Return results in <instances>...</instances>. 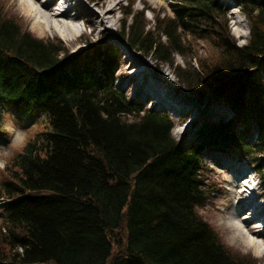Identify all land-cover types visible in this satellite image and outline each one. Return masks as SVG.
I'll use <instances>...</instances> for the list:
<instances>
[{
    "label": "trees",
    "instance_id": "1",
    "mask_svg": "<svg viewBox=\"0 0 264 264\" xmlns=\"http://www.w3.org/2000/svg\"><path fill=\"white\" fill-rule=\"evenodd\" d=\"M219 1L175 0V15L155 14L154 29L145 10L126 9L134 19L121 31L171 64L185 53L184 32L202 46L199 79L187 85L211 90L231 117L204 122L196 144L173 136L166 112L127 99L116 49L72 53L0 11V121L6 109L47 116L0 187V264H251L198 212L205 147L236 151L264 179V0H238L251 21L241 45Z\"/></svg>",
    "mask_w": 264,
    "mask_h": 264
},
{
    "label": "rangeland",
    "instance_id": "2",
    "mask_svg": "<svg viewBox=\"0 0 264 264\" xmlns=\"http://www.w3.org/2000/svg\"><path fill=\"white\" fill-rule=\"evenodd\" d=\"M77 1L82 4L80 10H84L85 2L99 13L112 4L115 11L107 15L110 25L103 26L97 22V27L94 28L87 24L82 30L84 35L76 32L70 37H68V32L58 33L47 27L46 35H40L34 24L35 17H31L21 6L22 0H0V11L7 18H14L22 29L30 31L45 41L63 43L66 50L70 52H83L84 56L90 54L95 46L116 49L121 57L120 67L114 77L117 87L124 91L132 104H142L147 109L166 112L175 125L173 135L186 144L189 142L196 144L200 141L198 130L204 122L219 120L221 117L225 119L231 117L230 111L221 104L222 102L215 99L211 90L202 94L200 90H193L187 85L186 80L199 79L197 54H202L204 51L202 46H198L199 42H196L190 34L183 33V44H186L187 48L183 54L174 53L173 64L163 62L155 54L147 55L143 51L134 49L121 34L124 22L130 25L134 19L133 14L127 15L126 9H132L134 12L145 10V18L148 21L146 27L154 29L155 14L171 17L175 15L172 10V2L175 0H74L73 2ZM219 2L226 11L229 21L228 29L237 44L249 42L251 21L239 6V1L220 0ZM38 19H41L40 15ZM82 20H87V17L82 16L77 22L80 27L85 24L81 22ZM95 67L100 70L99 64H95ZM256 70L257 74H261L264 82V67H257ZM46 124L44 115L39 114L25 121L18 112L6 109L0 121V187L5 180L10 178L13 158L40 130L46 129ZM202 157L204 167H201V172L205 173L207 199L203 207L198 208L199 214L218 232L223 245L231 251L234 257L244 258L251 264H263L264 257L257 256L252 247L245 245L242 238L236 234L235 226L232 224L235 219L231 218L238 210L236 209L238 202L234 203L235 197L233 196L236 192H231V183L238 188L239 180L237 182L235 180L242 171L246 172L243 177L248 176L244 180L246 183L254 182L257 185V193L253 195L252 206L256 202L264 204V199L258 196L261 190L260 183L258 184L260 177L253 173L257 165L252 162L245 163L237 154L222 153L213 148H207ZM259 165L264 168V161ZM241 184L244 182L242 181ZM215 188L217 191L212 197L211 192ZM251 194V192L248 193L249 196H252ZM229 205L233 206L231 210L228 209ZM237 215L239 216V213ZM4 217L0 205V227ZM239 219H241L240 216Z\"/></svg>",
    "mask_w": 264,
    "mask_h": 264
},
{
    "label": "bare ground",
    "instance_id": "3",
    "mask_svg": "<svg viewBox=\"0 0 264 264\" xmlns=\"http://www.w3.org/2000/svg\"><path fill=\"white\" fill-rule=\"evenodd\" d=\"M58 1L59 0H22L21 6L25 8V11L28 12L31 17H35L34 24L40 35H46L48 28H51L53 31L58 33L63 32V34H65V32H68V37L71 35L74 36L76 32L81 33L82 31H79V27L76 23L80 21L82 16H86L87 23L94 26V28L97 27V22L103 26H109L110 21L107 15L115 11V7L111 4L110 6L108 5L105 11H101L99 13L84 2L83 11L86 13L84 14V12L80 10L82 5L81 2L77 1L76 3H70L71 6L63 10L56 7ZM76 7L77 11L73 12L72 10H75ZM38 15H40L41 19L37 20ZM80 33L79 35H84V32ZM245 173V171L240 172L238 177H243ZM233 196L235 197V199L233 198L234 203L238 202L237 212L239 213V216L241 214H247L249 206H252L247 190L236 191ZM259 207L260 206H257L255 208L256 214L251 213L245 217L251 218L248 220L239 219L237 213L235 215L234 226L236 234L242 238L243 243L247 246H251L257 256L264 257V218L262 213L257 211ZM232 208L233 206L229 205V209L231 210Z\"/></svg>",
    "mask_w": 264,
    "mask_h": 264
}]
</instances>
